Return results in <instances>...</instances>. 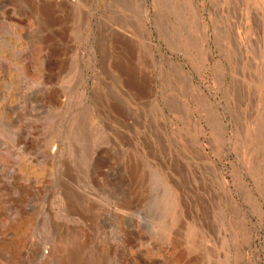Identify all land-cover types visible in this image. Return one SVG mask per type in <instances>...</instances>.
Here are the masks:
<instances>
[{"label":"rangeland","instance_id":"obj_1","mask_svg":"<svg viewBox=\"0 0 264 264\" xmlns=\"http://www.w3.org/2000/svg\"><path fill=\"white\" fill-rule=\"evenodd\" d=\"M242 257L264 264V0H0V264Z\"/></svg>","mask_w":264,"mask_h":264},{"label":"bare ground","instance_id":"obj_2","mask_svg":"<svg viewBox=\"0 0 264 264\" xmlns=\"http://www.w3.org/2000/svg\"><path fill=\"white\" fill-rule=\"evenodd\" d=\"M60 1H63V0H60ZM143 30H144V29H143ZM142 41H143V43H144L143 46L146 48V46H147V44H149L150 40H148V43H146L145 40H142ZM143 43H142V44H143ZM145 43H146V44H145ZM127 46H128V45H127ZM147 48H148V47H147ZM147 48H146V49H147ZM149 49H150V48H149ZM169 58H170V56H169ZM165 59H166V58H165ZM169 63H170V62H169ZM174 64H175V63H174ZM178 66H179V64L177 65L176 72L179 73L180 71H179V69H178ZM170 67H172V64L170 65ZM127 68H129V67H127ZM179 68H180V67H179ZM129 69H130V68H129ZM129 69H128V70H129ZM131 73H132V72H131ZM132 76H133V75H132ZM182 77H183V76H182ZM188 77H189V76H188ZM191 78H192V77H191ZM191 78H190V81H191ZM192 79H193V78H192ZM178 82H179V81H178ZM188 82H189V81H188ZM190 84H192V83L190 82ZM182 86H183V85H182ZM139 88H140V87H139ZM139 88H138V89H139ZM141 89H142V88H141ZM190 89H191V88H190ZM197 97H198V96H197ZM198 100H199V99H198ZM201 100H202V99H201ZM196 101H197V100H196ZM202 104H203V102H202ZM227 136H228V135H227ZM224 137H225V135H224ZM225 190H226V189H225ZM227 194H228V193H227ZM228 197H229V196H228ZM228 197H227V198H228ZM228 201H229V202H228ZM228 201L226 202V204H227V206H228L229 208H232V209H233V208H234V209L236 208V209L238 210L237 205H235V204L233 205V204H232V201H230V200H228ZM233 203H234V202H233ZM235 206H236V207H235ZM22 244H23V243H22ZM16 247H17V250H18L19 247H21V241H19V242L16 244ZM22 249H23V248H22ZM18 251H19V250H18ZM20 252H21V251H20ZM237 260H238V259H237ZM240 261H241V262H239V264H244L243 257H242V259H240Z\"/></svg>","mask_w":264,"mask_h":264}]
</instances>
